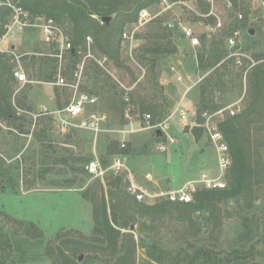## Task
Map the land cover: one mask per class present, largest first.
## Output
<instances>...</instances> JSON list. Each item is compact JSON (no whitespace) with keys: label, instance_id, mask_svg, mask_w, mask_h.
Listing matches in <instances>:
<instances>
[{"label":"rangeland","instance_id":"obj_1","mask_svg":"<svg viewBox=\"0 0 264 264\" xmlns=\"http://www.w3.org/2000/svg\"><path fill=\"white\" fill-rule=\"evenodd\" d=\"M168 1L172 2L169 8H165L160 3L150 7V14L154 17L146 25L138 27L136 33L140 35L141 38H138L143 46L153 42V38L146 34L152 32L155 25L153 20L156 19L172 18L173 20L176 16H182L200 36L205 33L204 26L193 20L192 14L195 13L191 12L190 7L197 8L195 1ZM237 2L249 11L247 23L249 28L254 30L253 40L246 42L249 46L246 50L251 55L259 52L264 55V9L248 0H237ZM217 5V10L224 12L223 1L218 0ZM44 17L47 16L42 15L40 18L30 16V21L34 24L40 23ZM233 19H235L234 13L228 18L226 26L233 22L231 21ZM134 26L135 24L130 23L125 29L131 30ZM240 30L243 40H246L247 27L241 26ZM171 38L176 44V50L170 54L157 56L152 69L151 62L142 56L141 61L146 66L145 76H143L144 69L136 57L137 51L133 50L135 62L127 55L128 49L125 43H122V56L127 55L129 57L127 63L137 67L136 69L132 67L135 71L133 75L124 68L115 67L111 60L104 63L105 68L102 69L111 76L118 89H124L126 93L132 92L134 98V103L128 105L134 112L125 109L128 115L125 114V117L129 122L123 126L106 127L103 125L106 122L105 117L100 113H93L95 117L87 114L91 108L88 104L84 105L80 115L67 119V122H61L59 118L53 117L54 115L44 113V107L48 111L58 108L57 97L61 109L68 105L74 96L81 94L78 88L81 83L79 73L77 76L75 74L74 80L62 73L66 63L64 59L60 62L57 60L59 70L56 77L58 75L63 77L66 85H57V78L45 82L36 79V76L29 77L26 70L24 71L27 81L18 82L15 79L11 82L13 89L11 101L16 116L27 119L26 122L20 120L15 122L16 125H23L27 133L19 132L10 125L14 123V119L8 121L0 118V210L17 219L34 222L44 233L42 242L32 247L25 245L24 250L20 249L15 254L14 261H10L11 264H60L53 256L52 249L56 250L55 246H60L66 253L71 254V258L77 264H106L102 260L101 253L89 256L86 251L70 249L71 239L77 234L81 233L84 236L92 234L91 204L82 197L81 192L94 186L96 192L98 194L100 192V181L92 178L85 171L86 160L98 157L108 166L111 155L122 150L121 153L126 159V169L119 176L123 183L127 185L128 177L131 176L138 185L151 193L176 188L188 180L198 179L202 173L216 170L214 149L197 124L202 120L201 115L199 117L197 114L198 82L207 73L196 66V53L201 48L199 46L191 48L177 28ZM210 38L212 35L204 40L207 46ZM161 42H165L164 39ZM3 47L13 50L23 64L24 55L42 56L43 52L48 50V43L42 40L39 27L31 25L19 31L13 40L4 43ZM89 56L92 57L90 54L83 57L80 73L84 60ZM10 64L12 66L17 64V59L10 60ZM171 65L177 67L182 74L181 81L173 79L170 72ZM235 71L238 72V69L235 68ZM153 76L163 85L162 92L166 97L163 101L160 96L158 101L169 104L166 105L163 114V120L168 123V128L165 130L150 126L152 124H148L145 114L138 113L139 103L145 100V96L160 93L157 88L154 93L151 92L150 79ZM135 77H137L136 81L132 82ZM233 85L234 90L226 89L215 95V101L223 104L222 108L236 101H240L243 105L246 100L245 74H242V78L235 75ZM56 93H59L58 96ZM21 99L25 102L26 110L18 107V100ZM179 110H183L185 114L181 115ZM258 120L256 125H252L251 132L257 140L255 143L262 145L260 151L264 157V112ZM60 124H64V130L61 129ZM169 137L174 140L170 141ZM121 142H124V147H121ZM159 144H164L166 149L161 151L158 148ZM110 149L113 152H110ZM40 152H44V155L41 156ZM72 164L76 169L71 167ZM109 177L115 176L108 175L104 182L101 181L108 204L110 203ZM253 198L252 207L240 213L238 206L232 200L222 203L216 214L217 221L220 222L219 226L206 223V213L195 212V222L198 224L196 229L194 226L190 227L193 229H189L187 224L182 225L174 219L166 218L151 232L156 233L154 235L160 239L165 251L171 254L180 251L181 254H191L195 249L194 246L201 245L231 261V249L236 247V230L239 229L243 218L251 216L253 222L246 223L248 230L245 234L251 237L250 240L255 246V255L246 261L253 260L264 264V216H262L264 179L257 186L255 185ZM134 226H137V223ZM6 228H10V231L16 230L11 224ZM122 231L129 229L123 228ZM137 232L134 234L136 242L133 250L134 264H151L152 261L145 255V248L140 246ZM184 237L187 240H183ZM46 241L51 246L50 255L44 253ZM128 246L132 247V243ZM76 252L83 254L81 260H78Z\"/></svg>","mask_w":264,"mask_h":264},{"label":"trees","instance_id":"obj_2","mask_svg":"<svg viewBox=\"0 0 264 264\" xmlns=\"http://www.w3.org/2000/svg\"><path fill=\"white\" fill-rule=\"evenodd\" d=\"M8 1L28 11L32 17L42 15L52 17L69 37L71 48L63 56L66 63L62 73L72 80L75 74L77 76L79 73L81 80L78 85L79 91L97 97V102L90 106L87 114L100 113L105 117L106 122L103 125L106 127L123 126L128 123L125 109L128 108L131 113L134 112L128 107L130 103H134L132 92L126 93L124 89H118L111 76L98 64L97 59L106 57L115 67L124 68L133 75L137 67L127 63V55L122 56L121 34L127 24L137 21L139 10L150 8L161 0H0V23L6 21L11 15L12 9L6 3ZM193 1L201 12L208 10V4L201 0ZM234 2L235 6L243 12V19L240 21L233 19V22L225 26L224 30L213 34L208 46L204 41L207 38L206 34L203 33L200 36L201 50L196 53V66L207 73L198 82L197 114L199 117L203 111H214L223 107V104L215 101L216 93H222L226 89L234 90V76L239 75L242 78L246 68V62L243 66H237L234 58L226 57L227 49L224 42L232 29L247 27L245 48H249L246 42H251L254 37V33L250 34L247 23L249 11L238 5L237 0ZM192 15L193 20L197 21L198 16ZM105 16H110V19L101 21V18ZM171 19L153 20L155 23L153 30L146 34L153 38V42L145 46L141 44L136 49L137 60L144 68L143 76L146 75V66L141 61L142 56L151 62L152 69L157 56L170 54L176 50V44L171 38L175 29L167 25ZM209 20L213 21V18L209 17ZM87 36L91 38L90 46H87ZM136 36L140 37L138 33ZM162 39L165 42H161ZM55 53H57L56 44L49 42L48 50L43 52L42 56L24 55L21 65L28 72L29 77L36 76V79L45 82L54 81L58 72V62L57 58L51 54ZM87 54L92 57L89 56L87 60H84L80 73V63ZM148 55L151 56L148 57ZM253 57L258 60L264 58V55L259 52L253 54ZM12 59H14L12 55L0 52V118L8 121L14 119V123L10 125L17 128L19 132L27 133L23 125H16L15 122L17 120L26 122L27 119L16 116V111L13 109L11 82L15 78L12 71L14 65L10 64ZM136 79L137 77L132 82ZM150 81L151 92L154 93L157 88L160 93L145 96V100L139 103L138 113L149 114V124H154L163 120L166 105L169 106V104L158 101L160 96L163 101L166 100L162 92L163 85L159 84L154 76ZM245 84L246 100L243 105L241 104L240 111L233 116L226 115L220 123L224 140L231 154V164L225 173L226 188L200 189L194 193L193 200L188 203L164 199L152 203L140 202L127 193L126 184L118 175L114 178L109 177L110 203L108 204L103 193V184L98 179L99 194L96 192V186L81 192L82 197L91 204L92 234L84 236L78 232L79 234L71 239V251L83 250L89 256L101 253L102 260L106 264H134L133 250L136 243L134 234L138 231L140 246L145 248V255L152 261L151 264H260L253 260L246 261L255 255V246L250 240L251 237L245 234L248 230L246 223L253 222L251 216L243 218L239 229L236 230V247L231 249V261H227L226 257L219 256L213 250L201 245L194 246L195 249L191 254H181V251L171 254L165 251L160 239L154 235L156 233L151 232L166 218L174 219L182 225L187 224L189 229H193L190 228L191 226L196 229L198 224L195 222V212L206 213V223L219 226L220 222L217 221L216 214L219 212L220 205L229 200L238 206L239 213L252 207L255 185L257 186L264 179V157L260 151L262 145L255 143L257 140L251 132L252 125L259 122L258 119L264 112L263 62L255 64L246 71ZM56 94L58 96L59 93ZM56 100L60 107L58 97ZM18 107L26 110L22 99L18 100ZM110 152L113 151L110 149ZM121 152L122 150L118 153ZM40 155H44V152H40ZM71 167L75 168L73 164ZM136 223L137 226H134ZM9 224L16 230L10 231V228H6ZM123 228H128L129 231H122ZM43 240L44 233L34 222L17 219L0 210V264H11L10 261H14L15 254L20 249L24 250L25 245L32 247ZM183 240L187 238L184 237ZM129 243H132L130 248ZM46 245L44 253L50 255L51 246L48 241ZM188 245L193 246L191 243ZM55 249H52L53 256L60 264H77L71 258V254L66 253L60 246H55Z\"/></svg>","mask_w":264,"mask_h":264},{"label":"built area","instance_id":"obj_3","mask_svg":"<svg viewBox=\"0 0 264 264\" xmlns=\"http://www.w3.org/2000/svg\"><path fill=\"white\" fill-rule=\"evenodd\" d=\"M180 1V0H179ZM182 1V0H181ZM193 1V0H192ZM202 2L208 4V10L206 12H201L199 7H190L191 12H194L198 16V24L204 26L205 34L207 36L216 34L224 30L227 20L232 13L235 15L234 20H242L243 12L235 6L234 0H222L223 1V11L217 10L218 0H201ZM251 3H257V5L264 9V0H248ZM8 6L11 7L12 12L6 21L0 23V52L12 55L17 59V64L13 67V76L18 82L27 81L25 71L18 60V55L14 53L11 49H6L3 47L4 43L10 42L16 36L19 31L29 26L39 27L40 33L42 35V40L49 43L54 42L56 44L57 53L51 54L56 57L60 62L64 57V54L71 48V43L69 37L63 32L62 28L56 23L52 17H44L43 21L40 23H32L30 21V14L28 11L24 10L16 4H11V2H6ZM168 0H161L165 8H169L172 4ZM187 7V4L184 3ZM185 7V6H184ZM39 18L41 16H38ZM154 16L150 14L149 8H143L139 10L137 21L134 22L135 26L130 29L123 30L121 37L122 43H125L128 49L129 57L136 62L133 56V50H136L139 45H141L139 38L136 36L138 27L146 25ZM209 17L213 18V21L209 20ZM176 21V28L180 31L181 36L187 41L191 48H196L200 46V34L187 22L182 16H176L173 18ZM233 21V20H231ZM87 44L91 43V38L86 37ZM225 47L227 49L226 57L234 58L235 64L237 66H243L246 62V71L257 63L263 62L264 58L256 60L253 55H251L244 46V40L241 34L240 27L231 30L228 36L225 38ZM128 57V56H127ZM128 57V59H129ZM108 61L106 57L97 59L98 64L104 67V63ZM142 67V66H141ZM143 68V67H142ZM144 69V68H143ZM59 70V69H58ZM170 72L173 75V79L181 81L183 76L179 72L178 68L174 65L170 66ZM56 84L66 85L64 78L58 75ZM97 102L96 96H90L81 93L78 96H74L72 101L66 105L64 108L58 107L55 110L48 111L47 108H43L44 113H49L54 115L53 117L59 118L61 122H67L69 118H75L83 112L85 104L92 105ZM241 104L240 101H236L224 108H218L214 111H203L201 113V122L197 123L204 131L206 137L209 139L212 148L214 149L215 157V171H208L202 173L198 179L188 180L182 185L155 193H151L140 185H138L131 176L128 177V183L126 185V191L128 194L133 196L137 201L143 202H153L157 200H168L171 202H184L188 203L193 200L194 193L200 189H224L227 187V181L225 178V173L231 164V154L229 152V147L224 140L223 132L220 128V123L225 118L226 115L233 116L240 111ZM181 115H184L183 110H179ZM40 114V113H39ZM127 115V114H126ZM95 117L94 114H91ZM128 116V115H127ZM103 117V116H102ZM145 119L149 124L150 115L145 114ZM61 129L64 130V124H60ZM150 126H157L162 130L168 128V123L166 120L159 121ZM170 141L174 139L169 137ZM121 147H124V142H121ZM158 148L162 151L166 149L164 144H159ZM125 156L120 153L112 154L110 159V164L107 166L98 157H94L88 160L85 165V171L94 179H99L104 182V180L111 176H118L122 173L125 166Z\"/></svg>","mask_w":264,"mask_h":264},{"label":"water","instance_id":"obj_4","mask_svg":"<svg viewBox=\"0 0 264 264\" xmlns=\"http://www.w3.org/2000/svg\"><path fill=\"white\" fill-rule=\"evenodd\" d=\"M109 19H110V16H105V17L101 18V21H105V20H109ZM167 25L175 29L176 28V21L170 20V21H168ZM249 32H250V34H253L254 30L252 28H250ZM262 216H264V214H262ZM132 227L133 226H131V228ZM76 254H77L78 260H81L83 257V254L80 252H77ZM227 261H229V260H227Z\"/></svg>","mask_w":264,"mask_h":264}]
</instances>
